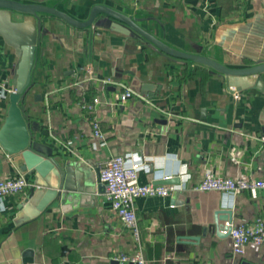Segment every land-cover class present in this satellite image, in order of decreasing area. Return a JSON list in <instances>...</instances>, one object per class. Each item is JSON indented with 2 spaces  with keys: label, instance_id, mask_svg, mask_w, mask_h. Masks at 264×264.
<instances>
[{
  "label": "crops",
  "instance_id": "obj_1",
  "mask_svg": "<svg viewBox=\"0 0 264 264\" xmlns=\"http://www.w3.org/2000/svg\"><path fill=\"white\" fill-rule=\"evenodd\" d=\"M22 1L55 4L82 20L95 4H107L170 45L229 66L264 58V0ZM40 17L33 83L21 105L35 138L72 169L75 188L69 199L35 213L24 200L39 179L0 145V177L23 173L34 183L0 200V264H131L117 256L131 253L136 241L107 200L98 168L128 152L148 158L150 170L138 173L141 183L190 173L182 190L134 201L146 264H264V243L236 254L230 234L208 229L218 208L233 211L234 226L264 215V190L234 195L195 189L209 168L224 176L264 177V91L245 86L256 76L243 77L245 85L237 87L144 37L101 22L79 28L52 14ZM18 60L17 49L0 34V130ZM107 77L114 81L104 83ZM123 85L136 94L122 100ZM95 97L94 109L82 108ZM94 118L104 137L94 135Z\"/></svg>",
  "mask_w": 264,
  "mask_h": 264
},
{
  "label": "water",
  "instance_id": "obj_2",
  "mask_svg": "<svg viewBox=\"0 0 264 264\" xmlns=\"http://www.w3.org/2000/svg\"><path fill=\"white\" fill-rule=\"evenodd\" d=\"M13 13L23 15V20H15ZM40 13L57 16L67 23L85 28L96 22L112 27L118 31L132 33L146 38L153 46L163 53L184 60H193L204 64L225 76L237 87L245 85L243 77L256 76L252 86L264 91V58H252L253 64L244 67H232L211 56L198 52H190L170 45L144 26L136 18L107 4H95L87 19H78L55 4L42 2H26L22 0H0V34L19 52V60L15 68L14 89L9 93V106L5 122L0 130V145L14 157L17 166L25 172L35 175L39 180L30 188L25 203L34 206L35 213L44 211L53 201H65L71 197L75 188L72 181V169L62 167L54 156L50 146L39 142L32 130V123L24 113L21 102L32 87V72L36 63L37 43L39 39L38 20ZM100 13L106 18L97 19ZM31 20H33L31 22ZM37 23H36V21ZM144 88L148 84L143 85ZM100 178V177H99ZM100 180V179H98ZM179 177H171L159 181L163 184L179 183ZM100 186H104L102 182ZM81 189V188H80ZM84 189V188H83ZM22 204V205H24ZM233 225V211L218 208L208 229L217 235H229Z\"/></svg>",
  "mask_w": 264,
  "mask_h": 264
},
{
  "label": "built area",
  "instance_id": "obj_3",
  "mask_svg": "<svg viewBox=\"0 0 264 264\" xmlns=\"http://www.w3.org/2000/svg\"><path fill=\"white\" fill-rule=\"evenodd\" d=\"M88 72L92 74L91 67L88 68ZM113 81L112 77L103 79L104 83ZM0 88H3V86H0ZM122 89V100H126L136 94V91L130 86L123 85ZM235 96H239V93L236 92ZM98 102L99 98L95 97L92 102H85L81 106L83 109L91 111ZM92 127L95 136L104 137L99 119H93ZM98 168L100 179L105 185L107 200L124 226L132 231L137 244L136 249L131 253L122 252L117 258L131 264H146V258L141 246V228L134 201L138 197L168 196L175 191L182 190L187 186L190 173L187 171L182 172L181 176L179 175V183H141L138 173L143 170H150V164L148 158L139 152L113 155L108 159L102 160ZM164 177L166 179L171 178L169 175ZM33 184L23 173L0 177V200L6 196L20 194ZM195 189L203 191L219 190L236 195L246 190H264V177L224 176L209 168L205 170ZM230 235L233 240V251L236 254H244L249 244H263L264 215L257 216L252 222L234 226Z\"/></svg>",
  "mask_w": 264,
  "mask_h": 264
}]
</instances>
